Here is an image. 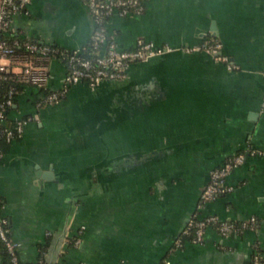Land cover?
Segmentation results:
<instances>
[{
	"label": "crops",
	"instance_id": "obj_1",
	"mask_svg": "<svg viewBox=\"0 0 264 264\" xmlns=\"http://www.w3.org/2000/svg\"><path fill=\"white\" fill-rule=\"evenodd\" d=\"M107 27L121 48L143 38L172 50L132 64L124 80L74 84L59 104L37 108L39 90L29 85L17 94L8 120H32L1 146L0 195L21 264H251L254 249L264 256V0H146L143 14L113 15ZM92 30L79 0H31L10 28L68 49ZM209 39L232 69L184 51ZM48 71L49 89H58L63 64L51 60ZM252 149L227 177L234 190L201 214L255 217V226L223 238L208 227L202 243L183 237L174 249L210 171ZM81 226L80 244L68 247Z\"/></svg>",
	"mask_w": 264,
	"mask_h": 264
},
{
	"label": "built area",
	"instance_id": "obj_2",
	"mask_svg": "<svg viewBox=\"0 0 264 264\" xmlns=\"http://www.w3.org/2000/svg\"><path fill=\"white\" fill-rule=\"evenodd\" d=\"M79 1L89 10L93 30L88 45L68 49L34 40L21 43L17 39L8 41L6 36L12 33L10 28L13 17L28 16L31 0H0V81L14 80L36 87L40 93L35 103L37 108L59 104L68 88L77 83H85L88 87L94 88L103 81L124 80L128 77L132 64L147 62L172 50L169 45H157L143 38H138L130 48H121L114 39L113 33L108 30V19L113 15L127 17L143 14L146 0ZM221 46L218 40L209 39L198 45L185 47L184 51H203L215 61L224 63L230 70L233 65L229 58L221 53ZM20 47L24 51H19ZM54 59L63 64L65 72L61 86L58 89H49L48 65ZM14 91L11 85L3 96H0V153L1 146L19 137L25 125L32 120L30 116L8 120V109L14 105ZM257 153L254 149L235 153L210 171L209 179L200 192L196 210L184 226L181 236L173 241L174 249L182 248L183 237L192 244L202 243L208 227H214L218 235L223 238L255 226L257 221L255 217L240 221L239 225H236L233 221L221 219L213 214L203 215L201 210L206 203L234 190V186L227 183V177L234 168L244 162L246 155ZM5 224L6 220L0 219V239L9 254L10 264H18V245L8 237ZM83 228L81 226L74 236L73 246L80 244ZM164 264H170V261L166 260ZM251 264H264V256L257 249L253 250Z\"/></svg>",
	"mask_w": 264,
	"mask_h": 264
},
{
	"label": "trees",
	"instance_id": "obj_3",
	"mask_svg": "<svg viewBox=\"0 0 264 264\" xmlns=\"http://www.w3.org/2000/svg\"><path fill=\"white\" fill-rule=\"evenodd\" d=\"M6 39H7L8 41H10V42L13 41V40H15V39H17L20 43L23 42V41H26V40H34V41H38V40L31 39V38L24 37V36H20V35H18V34H14V33L8 34V35L6 36ZM39 42H40V41H39ZM50 44L53 45V46H56V47H60V46H58V45H56V44H53V43H50ZM86 45H88V42L86 43ZM19 51H24V49H23L22 47H20V48H19ZM11 85H12V86L14 87V89H15V91H14L15 98H16L17 94L21 91V89L23 88V86H25L24 84H22V83H18V82L14 81V80H9V81L4 80V81H0V96H1V97H2L3 94L6 92L7 88H8L9 86H11ZM14 102H15V99H14ZM11 108H12V107H10V108L8 109V112L10 111ZM240 152H243V151H240ZM237 153H239V152H237ZM3 206H4V200H3L2 196L0 195V219H5V220H6L5 227H6V229H7V235H8L9 238L12 239V235H11V231H10V226H9L8 219H7V217H6L5 215L2 214V208H3ZM239 223H240V222H235L236 225H239ZM240 233H242V232H240ZM73 241H74V236L69 237V238L67 239V246H68V247H69V246H70V247L73 246ZM40 249H41L42 252H44V251H43V249H44L43 246H42ZM257 251L261 254V252H260L259 249H257ZM0 252H1V254H2V264H10V257H9V254L7 253V251H6L5 247H4V244H3V242L1 241V239H0ZM41 254H43V253H41ZM41 256H42V255H41ZM41 256H40V259L42 258ZM18 264H21L19 258H18Z\"/></svg>",
	"mask_w": 264,
	"mask_h": 264
}]
</instances>
